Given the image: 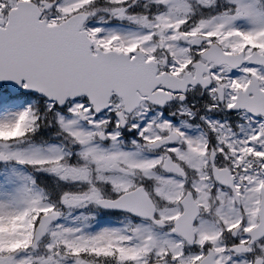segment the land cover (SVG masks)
Masks as SVG:
<instances>
[{
    "label": "snow or ice",
    "instance_id": "1",
    "mask_svg": "<svg viewBox=\"0 0 264 264\" xmlns=\"http://www.w3.org/2000/svg\"><path fill=\"white\" fill-rule=\"evenodd\" d=\"M0 264H264V0H0Z\"/></svg>",
    "mask_w": 264,
    "mask_h": 264
}]
</instances>
